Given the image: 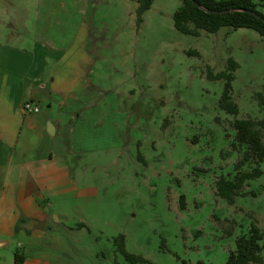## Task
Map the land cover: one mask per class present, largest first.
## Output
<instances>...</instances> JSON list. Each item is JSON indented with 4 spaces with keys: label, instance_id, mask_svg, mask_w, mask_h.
<instances>
[{
    "label": "rangeland",
    "instance_id": "obj_1",
    "mask_svg": "<svg viewBox=\"0 0 264 264\" xmlns=\"http://www.w3.org/2000/svg\"><path fill=\"white\" fill-rule=\"evenodd\" d=\"M252 1L264 15V0ZM36 2L0 0L23 40ZM180 6V0H155L139 25L136 0L97 1L99 54L118 68L109 83L132 90L133 141L80 159L83 181L98 188V196L72 199L64 222L21 251L26 257L49 264H131L115 244L123 235L127 251L149 264H225L253 225L264 236V174L248 181L232 204L216 189L221 178L233 180L257 166L241 163L246 147L237 143L232 123L264 116L256 98L264 91V37L228 27L183 34L173 21ZM231 58L238 63V115L219 106L225 81L207 77L209 70L227 72ZM13 257L0 255V264H13Z\"/></svg>",
    "mask_w": 264,
    "mask_h": 264
},
{
    "label": "crops",
    "instance_id": "obj_2",
    "mask_svg": "<svg viewBox=\"0 0 264 264\" xmlns=\"http://www.w3.org/2000/svg\"><path fill=\"white\" fill-rule=\"evenodd\" d=\"M97 1L37 0L25 40L0 8V255L13 264H49L22 252L64 222L72 199L98 196L80 159L133 141L132 90L109 83L118 68L99 54Z\"/></svg>",
    "mask_w": 264,
    "mask_h": 264
},
{
    "label": "trees",
    "instance_id": "obj_3",
    "mask_svg": "<svg viewBox=\"0 0 264 264\" xmlns=\"http://www.w3.org/2000/svg\"><path fill=\"white\" fill-rule=\"evenodd\" d=\"M154 1L137 0L136 14L139 25L143 23L144 14L151 9ZM181 3V7L173 16V21L175 28L183 34L200 36L201 31L216 34L220 29L228 27L232 30L252 29L264 37V15L256 10V4L252 0H181ZM200 7L218 13H207ZM252 12L259 16L253 15ZM228 62L227 72L215 74L209 70L207 77L213 81H225L219 106L228 114L238 115L239 107L233 99L234 73L238 69V63L232 58ZM256 98L264 113V91L257 93ZM232 126L236 130L237 143L246 147L241 163L253 160L257 166L250 172L239 173L233 180L226 178L218 180L217 195L231 204L241 195L248 181L260 178L264 174L261 169V164H264V116L260 120L235 119ZM263 238L261 229L253 225L248 235H242L237 239L236 250L230 253L225 264H264ZM115 244L131 264H149L145 258L127 251L123 235L115 239ZM15 260L17 264L24 263L23 256L16 255Z\"/></svg>",
    "mask_w": 264,
    "mask_h": 264
},
{
    "label": "built area",
    "instance_id": "obj_4",
    "mask_svg": "<svg viewBox=\"0 0 264 264\" xmlns=\"http://www.w3.org/2000/svg\"><path fill=\"white\" fill-rule=\"evenodd\" d=\"M24 111H34V112H39V108L33 106V104L31 102H26L24 104Z\"/></svg>",
    "mask_w": 264,
    "mask_h": 264
},
{
    "label": "water",
    "instance_id": "obj_5",
    "mask_svg": "<svg viewBox=\"0 0 264 264\" xmlns=\"http://www.w3.org/2000/svg\"><path fill=\"white\" fill-rule=\"evenodd\" d=\"M193 1V0H192ZM201 8V7H200ZM201 9H203V8H201ZM204 10V9H203ZM204 11H206L207 13H213V14H217L218 12H213V11H208V10H204ZM252 14L253 15H255V16H259L258 14H256V13H254V12H252ZM53 127V126H52ZM53 129H54V127H53ZM48 132L49 133H51L52 134V131H50L49 129H48Z\"/></svg>",
    "mask_w": 264,
    "mask_h": 264
}]
</instances>
